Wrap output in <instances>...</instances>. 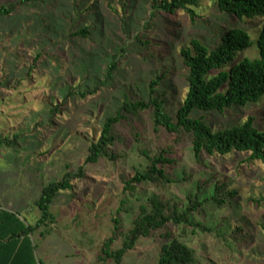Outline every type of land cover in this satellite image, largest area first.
<instances>
[{
    "label": "rangeland",
    "instance_id": "rangeland-1",
    "mask_svg": "<svg viewBox=\"0 0 264 264\" xmlns=\"http://www.w3.org/2000/svg\"><path fill=\"white\" fill-rule=\"evenodd\" d=\"M18 1L0 0V5ZM152 13V0H39L0 16V138L12 142L0 144V208L34 225L43 188L83 166V176L72 179L71 188L58 191L51 203L54 222L31 236L39 264H93L113 234L111 247L121 246L149 196L185 201L189 193L203 202L193 219L212 231L168 223L141 237L121 264H158L165 230L181 237L197 264H264V167L246 161L249 152H203L197 160L190 136L174 143L171 134L154 129L148 109L131 124L114 125L116 140L108 147L114 159L101 156L84 164L105 118L126 97L148 100L149 83L159 75L165 77L156 92L175 114L188 91L180 49L192 38L212 46L224 29L240 27L256 39L262 19L228 17L215 0H202L193 21L184 10ZM81 28L88 35L74 34ZM258 54L254 44L237 52L234 63ZM113 61V76L105 83ZM87 90L93 92L81 96ZM263 106L264 97L223 112L195 110L191 116L203 118L212 131L252 116L261 131ZM168 145L174 162L165 171L174 181L126 189L135 170L148 163L140 150L155 154Z\"/></svg>",
    "mask_w": 264,
    "mask_h": 264
},
{
    "label": "trees",
    "instance_id": "trees-1",
    "mask_svg": "<svg viewBox=\"0 0 264 264\" xmlns=\"http://www.w3.org/2000/svg\"><path fill=\"white\" fill-rule=\"evenodd\" d=\"M38 1L19 0L0 5V16L10 15L20 6ZM201 1L152 0V15L155 14L154 11L174 14L178 10H184L193 21ZM215 1L221 13L238 21L262 18L256 31L257 38L252 39L250 33L240 27L224 29L212 46L192 38L189 46L180 49L182 63L186 69L188 91L175 114L166 110L164 95L156 92V85L165 77L163 74L159 75L149 83L148 100L126 97L116 112L105 118L98 140L88 148L84 164L96 163L101 156L114 159L116 156L108 149L116 140L112 132L114 125L120 122L131 124L132 117H137L141 111L152 109L154 129L171 134L174 143L181 141L185 134L189 135L197 160L203 152L212 156L240 151L249 152L246 161H260L264 167V106L261 111V131L255 126V118L252 116L240 124L218 131H212L203 118L191 116L195 110L223 112L225 108L244 107L264 97V0ZM74 34L86 36L88 31L87 28H81ZM254 44L259 50L257 57H245L234 63L237 52ZM115 67V61L109 64L105 83L113 76ZM92 92L93 90H87L80 94L85 96ZM135 135L139 136L137 131ZM0 144L11 145L12 142L3 137L0 138ZM171 149V145H168L155 154L141 149L140 152L148 163L145 168L135 170L134 175L125 183L126 189L133 190L136 185L144 182L155 186L173 182L165 171L166 165L174 162L170 156ZM82 176L83 166H80L76 174L67 172L60 180L43 188L41 196L35 202L40 217L34 225H27L15 213L0 208V264H39L35 256L36 245L31 236L41 226L54 222L55 217L50 211V205L58 191L71 188V180ZM202 204L197 193L187 194L185 201L163 199L157 195L149 196L146 202L139 206V212L124 234L121 246L117 249L111 247L115 241L113 234L103 242L101 253L95 257L93 264H107L108 260L121 264L125 253L133 249L141 237H148L163 230L168 223L181 226L182 230L189 226L194 231L211 232L212 227L195 221L192 217V213L198 211ZM114 222L118 223V220ZM117 230L118 227L116 232ZM161 236L163 242L158 264H197L192 250L180 236H175L167 230Z\"/></svg>",
    "mask_w": 264,
    "mask_h": 264
}]
</instances>
